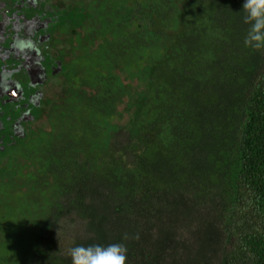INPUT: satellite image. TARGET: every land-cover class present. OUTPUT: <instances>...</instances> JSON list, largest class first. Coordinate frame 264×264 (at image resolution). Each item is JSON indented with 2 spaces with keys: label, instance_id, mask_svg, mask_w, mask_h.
Listing matches in <instances>:
<instances>
[{
  "label": "trees",
  "instance_id": "obj_1",
  "mask_svg": "<svg viewBox=\"0 0 264 264\" xmlns=\"http://www.w3.org/2000/svg\"><path fill=\"white\" fill-rule=\"evenodd\" d=\"M68 1L98 27L71 33L97 94L4 161L0 264L112 243L127 264H264V51L243 0Z\"/></svg>",
  "mask_w": 264,
  "mask_h": 264
},
{
  "label": "flooded vegetation",
  "instance_id": "obj_2",
  "mask_svg": "<svg viewBox=\"0 0 264 264\" xmlns=\"http://www.w3.org/2000/svg\"><path fill=\"white\" fill-rule=\"evenodd\" d=\"M97 2L87 6L97 9ZM73 9L68 0H0L1 173L17 151L64 130L72 103L87 97L81 70L87 55L71 39L76 29L95 26ZM24 41L32 46L21 47ZM85 84L91 87L89 79Z\"/></svg>",
  "mask_w": 264,
  "mask_h": 264
},
{
  "label": "clouds",
  "instance_id": "obj_3",
  "mask_svg": "<svg viewBox=\"0 0 264 264\" xmlns=\"http://www.w3.org/2000/svg\"><path fill=\"white\" fill-rule=\"evenodd\" d=\"M242 21L248 26L244 37L245 47L254 51H264V0H243ZM30 41H24L21 47H31ZM126 233L124 239H129ZM131 238L139 239V234ZM128 249L123 243L109 245H88L72 247L68 255L71 264H127Z\"/></svg>",
  "mask_w": 264,
  "mask_h": 264
},
{
  "label": "rangeland",
  "instance_id": "obj_4",
  "mask_svg": "<svg viewBox=\"0 0 264 264\" xmlns=\"http://www.w3.org/2000/svg\"><path fill=\"white\" fill-rule=\"evenodd\" d=\"M172 36L174 37V35L172 34ZM88 80V78H86ZM84 81V89H86L87 93H86V96H90V98L94 95V94H97V89L96 88H92L90 87L89 85L85 84L86 83V80ZM127 107H130V104L128 102L126 103H121L119 106H117V111L121 112V111H125L127 109ZM130 111V110H129ZM130 113H132V110L130 111ZM118 123L120 124H124L125 123V120H126V117L123 116L121 118H118ZM43 136V135H42ZM118 141V140H117ZM120 142V141H119Z\"/></svg>",
  "mask_w": 264,
  "mask_h": 264
}]
</instances>
